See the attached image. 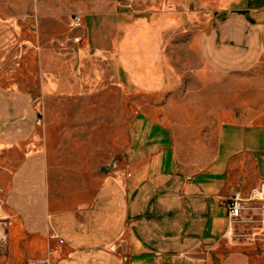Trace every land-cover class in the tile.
I'll return each instance as SVG.
<instances>
[{"label": "crops", "instance_id": "0c3cea01", "mask_svg": "<svg viewBox=\"0 0 264 264\" xmlns=\"http://www.w3.org/2000/svg\"><path fill=\"white\" fill-rule=\"evenodd\" d=\"M65 2L54 10L81 17L73 28L78 42L115 38L107 59L117 66L123 107L127 89L169 84L163 38H197L216 75L264 59V0ZM43 10L39 17L49 19ZM34 30L23 35L13 21H0V264H264L244 253L251 243L224 246L251 224L250 214H264L254 210L261 203L249 202L230 222L228 210L235 191L249 196L264 184V123L169 124L147 104L116 163L94 156L92 143L83 145L100 128L80 84L63 90L54 72L38 84L2 82L17 72L20 40L42 38Z\"/></svg>", "mask_w": 264, "mask_h": 264}, {"label": "rangeland", "instance_id": "374dc122", "mask_svg": "<svg viewBox=\"0 0 264 264\" xmlns=\"http://www.w3.org/2000/svg\"><path fill=\"white\" fill-rule=\"evenodd\" d=\"M115 1L111 0V3ZM72 2L66 0L63 5H71ZM55 5H59V0H0V21H13L23 35L31 34L34 27L35 34L42 37L20 40L18 45L23 44V48L16 58L19 62L17 72L2 82L38 84L44 73L54 72L56 76L52 81L62 86L63 90H68L71 83L80 84L83 89L81 97L91 94L93 107L90 111L97 119L93 127L100 128L99 131L94 129L90 133L92 140H87L88 144L83 145L86 147L92 143L94 156L106 158L108 155L110 161L116 163L118 151L128 142L136 112L147 104L157 117L169 124H192L205 118L221 123H264V59L256 61L248 71L216 75L203 63L197 38H163L159 51L169 56L168 62L165 59L163 62L164 70L169 71V84L149 92L127 89L123 107L120 104L123 97L116 88L114 72L117 66L107 59L114 50L115 38L107 41L106 38H82L78 42L80 38H74L73 14L68 15L66 10L55 11L59 9ZM44 7L48 10H43L42 14H52L49 19L38 15L40 8ZM2 39L0 37L1 47ZM41 52L43 57L46 56L43 64ZM104 52L107 55L101 57L100 54ZM226 55L229 57L231 54L227 52ZM87 86L93 88L94 92L87 91ZM63 94L66 99L73 97L70 91ZM73 111L67 106L66 114ZM252 202L261 203L254 206V210L264 213V201ZM249 217L251 224L240 233L229 236L224 246L235 248V244L237 247L251 243L253 250L244 253H253L256 258L264 259V231H258L264 223V214L260 220L251 218V214Z\"/></svg>", "mask_w": 264, "mask_h": 264}, {"label": "built area", "instance_id": "2783aa9c", "mask_svg": "<svg viewBox=\"0 0 264 264\" xmlns=\"http://www.w3.org/2000/svg\"><path fill=\"white\" fill-rule=\"evenodd\" d=\"M72 21L74 28L80 27L82 25L81 17L78 15H74L72 17ZM251 201H264V184L257 192L249 196L243 194V192L240 190L234 192L228 202L230 222L239 220L242 217V214L248 209V203ZM41 264H49V261L43 260Z\"/></svg>", "mask_w": 264, "mask_h": 264}]
</instances>
